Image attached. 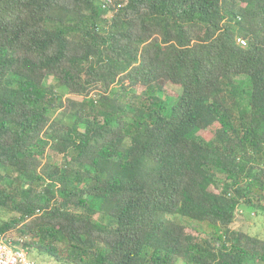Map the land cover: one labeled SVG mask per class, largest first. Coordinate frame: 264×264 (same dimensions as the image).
I'll use <instances>...</instances> for the list:
<instances>
[{
  "label": "trees",
  "instance_id": "trees-1",
  "mask_svg": "<svg viewBox=\"0 0 264 264\" xmlns=\"http://www.w3.org/2000/svg\"><path fill=\"white\" fill-rule=\"evenodd\" d=\"M241 206L264 209V0H0L1 233L61 264H264Z\"/></svg>",
  "mask_w": 264,
  "mask_h": 264
},
{
  "label": "rangeland",
  "instance_id": "rangeland-1",
  "mask_svg": "<svg viewBox=\"0 0 264 264\" xmlns=\"http://www.w3.org/2000/svg\"><path fill=\"white\" fill-rule=\"evenodd\" d=\"M51 85L56 86V80L51 77L49 80ZM166 92L170 97H177L182 93V88L167 84L165 85ZM59 91L67 96V91L64 89H59ZM70 97V96H69ZM170 97H166L168 100H171ZM196 134L206 141H211L214 138L213 132L211 130L206 131H198ZM64 158L61 155L53 154V162L61 164L63 163ZM186 224L193 226L192 230H198V228L205 232L212 234L214 229L208 224H200V223H190L186 222ZM233 229L235 230H243L244 232L250 234L251 236L258 237L264 240V209L258 208H248L246 206H241L237 212L235 221L233 224ZM199 231V230H198ZM193 232V231H192ZM20 242H25L24 239H20ZM28 241V240H27ZM30 256L37 260L40 264H61L57 262L55 259L48 255L40 254L35 249H30Z\"/></svg>",
  "mask_w": 264,
  "mask_h": 264
},
{
  "label": "built area",
  "instance_id": "built-area-1",
  "mask_svg": "<svg viewBox=\"0 0 264 264\" xmlns=\"http://www.w3.org/2000/svg\"><path fill=\"white\" fill-rule=\"evenodd\" d=\"M105 2L107 0H104ZM106 8L107 5L105 4ZM238 43L247 46L245 39H238ZM0 264H40L30 256L28 249L22 247L6 233L0 232Z\"/></svg>",
  "mask_w": 264,
  "mask_h": 264
}]
</instances>
